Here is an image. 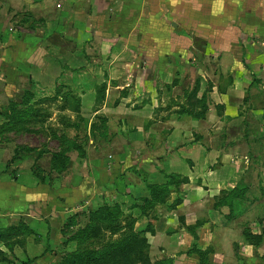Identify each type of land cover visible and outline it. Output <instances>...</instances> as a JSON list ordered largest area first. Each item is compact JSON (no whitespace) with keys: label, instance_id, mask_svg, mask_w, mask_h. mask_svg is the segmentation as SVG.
<instances>
[{"label":"crops","instance_id":"1","mask_svg":"<svg viewBox=\"0 0 264 264\" xmlns=\"http://www.w3.org/2000/svg\"><path fill=\"white\" fill-rule=\"evenodd\" d=\"M8 1L0 14L8 12ZM12 1L17 11L18 3L28 2ZM47 1V22L37 28L44 41L25 26L9 37L0 31V229L23 221L33 256L30 241L39 234L32 231L46 239L50 209L78 213L117 200L138 202L143 189L148 195L139 207H146L154 200L150 188L173 176L183 181L169 185L163 202L155 201L154 215L145 214L153 229L151 255L172 258V264H264V0H142L156 2V13L172 19V26L175 15L182 19L184 32L193 35L185 46L191 58L199 48L216 55L207 64L213 68L199 69L194 84L183 87L181 78L164 88L167 57L157 71L148 63L130 70L131 78L115 87L106 73L90 72V63L86 71L63 73L64 64L74 62L59 61L64 41L55 36L66 23L93 33L96 15L90 7L82 10L83 0ZM159 22L143 23L141 32L163 31ZM211 33L215 40H204ZM49 71L56 72L50 79ZM21 91L27 101L11 105ZM189 108L204 115L193 117ZM20 111L24 116L16 119ZM35 135L53 140L56 149L29 144ZM18 146L40 156L16 155ZM62 148L69 157L66 173L50 182L37 164Z\"/></svg>","mask_w":264,"mask_h":264},{"label":"rangeland","instance_id":"2","mask_svg":"<svg viewBox=\"0 0 264 264\" xmlns=\"http://www.w3.org/2000/svg\"><path fill=\"white\" fill-rule=\"evenodd\" d=\"M3 1L5 0H0V9L3 8V5H1ZM47 3V0H28L27 5L18 3V7L21 6V10L17 11V6L14 1L9 0L8 12L0 14L1 33L9 37V34H13L16 30H20L25 26L26 29H30L28 33L34 32V36L39 33L37 39H42L44 41V32L40 34V29L37 30V28H40L43 23L47 22V13H43L47 10ZM154 3L156 2L142 0L81 1L80 7L82 10L90 7V9H93L91 12L96 15H94V18L92 17V26L94 29L91 34H82L74 31L72 27L69 28V24L66 23L65 29L55 36L59 39L61 38V41H64V43H59L61 52L63 53L59 61L61 62L64 60L67 64L69 59L70 61L72 59L74 62L72 66L64 64L62 67L63 73L69 74L86 71V69H88L86 66L90 63V72H97L100 75L106 73L108 75L106 76L110 78L111 85L115 87L117 85H122L129 77L131 78L132 71L130 72V70H136L139 65L148 63L149 70L151 69L150 66H153L155 71H157L158 68L162 67H159V64H163L162 58L167 57L170 59V62L166 61L168 63L166 71L170 72V75L166 77L164 82L162 81L161 87H168L171 84L179 85L181 83V78H183L182 85L188 82L194 84L196 81L195 77L198 76L197 71L201 68L205 69V71L213 68L211 66L209 67L207 64L208 60L215 58L216 55L210 58L208 53L212 51L206 48H199L196 49V53L193 52L192 55L194 56H192V59L191 49L185 48V46L193 39V35L190 32H184V28H182L184 25L183 21L178 15H175L174 18L172 17L176 23L175 26H172L170 24L172 19L166 20L168 17H161L159 11L156 13L157 4ZM152 14L155 16L153 17ZM72 19L71 16H68L65 21L72 22ZM159 20H163L162 25L159 27L163 29V31L165 30L164 32L162 30L160 32H141L144 30V27H140V25L143 23L147 25L153 22L158 25L161 23ZM24 31L25 28L21 30L22 33ZM206 36H209V38L213 40L216 38V34H204V40L207 39ZM213 36L215 38H213ZM147 44H149L150 47H147ZM145 45V49L142 48V46ZM158 46L161 48L159 49ZM153 47H157V49ZM202 50H204V53ZM213 52H215V50H213ZM94 58L97 60H94ZM106 62H109V68L111 69H107L105 65ZM52 66L53 65H51V67ZM36 67L39 68L38 71L41 73V67ZM128 68L129 70H127ZM110 73L111 75H109ZM55 74L56 72L49 71V79L54 77ZM57 79H59V77ZM68 81L72 84L75 83L70 79ZM62 82L60 81L59 84L63 87H67V85ZM78 83L79 85H88V82L79 81ZM101 85H104V83ZM57 86L58 85L54 84L50 88H47V90L53 91ZM100 88H102V86ZM178 89L177 87V90ZM122 92L127 91L122 89ZM24 99L25 96H23V91H21L20 95L14 98V102L11 104H23L27 101V98L25 102ZM42 115L43 114H39V121ZM63 118L65 122H72V119L68 116ZM6 119H8V116ZM20 122L21 124L23 123V121ZM66 127V134L72 137V126L67 125ZM22 128L23 126L18 129V132L22 131ZM50 132L52 133L53 131L50 129ZM26 140L29 144H34V146H38V144L40 146L42 143H45V147L50 148V150L56 149L57 147V143L53 140L43 142L41 136L37 135L33 136L31 140L28 138ZM26 140L24 138L17 139L20 144H24ZM70 151L73 152L74 149L70 148ZM70 151L68 150V152ZM14 152L16 155H22L24 152L29 153L28 157H35L37 154L40 156V152L37 153L35 148L18 146ZM51 157L50 155L47 161L43 160V163L39 162L37 164V167L43 169L45 173L42 176L50 180V182L57 180L59 175L63 176V173H66L67 170V168L61 171L50 169ZM147 195V189H143L139 192L138 202L134 201V198H132V200L129 198L125 200V202L117 200L109 205L106 204L110 207H114L112 209L111 218L106 213L107 218H110V224L105 228L103 227L101 232L96 236L84 240H76L73 237L80 229L88 224L90 212L96 209L86 208L78 213H66L63 210L54 214H52L53 211L50 209L49 219H45L46 227L44 226V229H47L46 239H41L40 231H32L39 234V237L35 236V238L30 241L33 247V254H35L33 256L26 250L28 239L25 236L28 233L26 231L24 232L23 228L27 227V225H25L23 221H17L16 225H10L0 229V232H2L20 226V231L18 228H15L18 231L5 232L10 236L11 240L9 242L0 239V247H2V245L6 247L4 251L0 250V261L8 262H2L0 264H88L90 259L84 261L83 258H77L74 255L76 251L85 250L97 253L94 258H91L94 264H118L115 262L116 259H114V257H109V249L119 248L121 246L120 244L130 241L137 236H141V232H143L148 225V223L145 222V214L151 216L155 214L156 210L154 208L143 212L142 208L139 207L142 203V198L147 197ZM152 235L153 234L149 231L145 233L148 240V247L146 249L148 261L143 263L138 259L134 263L125 262L120 264H156V262L160 260L169 259V257L160 258L159 256L150 254L152 249ZM12 238H15V241H12ZM14 244L17 245L16 253H13ZM8 249H10V253H8ZM69 255L70 257H68ZM118 255L119 254H117V257ZM170 259L173 261L172 258Z\"/></svg>","mask_w":264,"mask_h":264},{"label":"trees","instance_id":"3","mask_svg":"<svg viewBox=\"0 0 264 264\" xmlns=\"http://www.w3.org/2000/svg\"><path fill=\"white\" fill-rule=\"evenodd\" d=\"M190 102H191L190 105L194 103L193 98H190ZM189 110L190 108L186 110V113L196 118L202 117L205 112V111L204 112H194L192 110L191 111ZM23 116H24V112L20 111L16 114V119H21L23 118ZM68 160H69V157L67 156V149L62 148L60 151L52 154V157L50 159V162H51L50 169L55 170V171L64 170L67 168ZM182 181L183 180L181 179H176L175 177L170 176L169 184L152 186L150 188V196H152L154 200L147 203L146 207L145 206L142 207L143 212H145V210H149L150 207L154 205L155 201L163 202L164 198L167 197L166 195L168 194V190L170 189L169 185L174 184V183L175 184L180 183ZM113 208L114 207H110L108 205H102L96 210L91 211L88 224L82 229H80L73 238L76 240H84L87 238L88 239L92 238L96 236L97 234H99L103 227L105 228L107 227V225L110 224V218H111ZM106 213L108 214L110 218H107ZM15 228H18V230L20 231V226H17ZM15 228H10V229H7L6 231L0 232V239L3 240V239L10 238V236L5 232H13V231L15 232L17 230ZM23 230L24 232L26 231L27 233L31 232V230L28 227H24ZM147 231L153 233L151 223H149L147 227L143 230V232H141L142 233L141 236H137L136 238H133L130 241H126L120 244L121 246L119 248H115V249L110 248L109 257L110 258L114 257V259H116L115 262L118 264L125 263V262L134 263L138 259L139 261L143 263L148 261V257L146 253V249L148 247V240H147V237L145 236V233ZM117 254H119L118 257H117ZM74 255L77 258H81V259L83 258L84 261L90 259L88 264H94L91 261V258H94L97 255V253L85 250V251H76ZM68 257H70V255ZM59 264H62V263H59ZM156 264H172V261L170 258L163 259V260L156 262Z\"/></svg>","mask_w":264,"mask_h":264}]
</instances>
